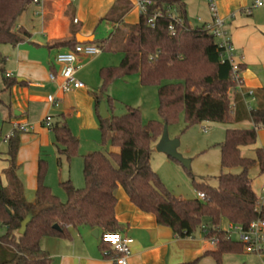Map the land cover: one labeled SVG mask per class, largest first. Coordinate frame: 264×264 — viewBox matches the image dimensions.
Returning a JSON list of instances; mask_svg holds the SVG:
<instances>
[{"label":"trees","instance_id":"1","mask_svg":"<svg viewBox=\"0 0 264 264\" xmlns=\"http://www.w3.org/2000/svg\"><path fill=\"white\" fill-rule=\"evenodd\" d=\"M33 0H0V46H15L29 33L14 30L16 18ZM155 14L152 23L148 22ZM75 40L52 42L49 48H72ZM103 50L109 45L97 44ZM112 50V49H111ZM122 58L117 65L103 66L98 75L100 87L93 91L94 109L98 120L100 143H109L106 153L98 149L82 155L84 185L75 187L70 179L59 184L66 199L61 201L45 183L47 162L37 161L34 199L24 198L23 186L16 175V153L19 131L15 129L6 141L8 167L4 170L7 185L0 180V264H50V257L40 246L44 237L70 240L72 230L82 227L105 232H122L115 215V191L122 187L129 201L139 210L152 214L156 223L168 227L178 237H191L202 224L211 230L223 221L244 228L258 216V199L251 188L249 171L257 166L264 172V148L257 147L253 156H244L241 147L253 145L257 130L264 129V87L253 90L255 105L247 108L246 89L236 91L231 65L221 62L220 49L214 37L203 26L187 24L183 0H151L138 22L130 26L119 47ZM5 58L0 53V72L4 89L23 85L5 74ZM241 73L242 66L238 64ZM136 74L144 86H155L158 96V119L143 122L137 108L125 106L123 115H114L113 99L106 94L108 85L118 79ZM105 101L108 117L98 116L99 102ZM182 114L183 131L202 121L231 124L250 121L249 128H227L219 143L220 172L216 186L193 179L196 193L204 199L173 195L151 169L153 144L160 137L163 125L174 124ZM49 127L58 152L69 159L78 149V138L71 132L63 114ZM60 146V147H59ZM172 159V158H171ZM174 160V159H173ZM233 169H238L233 172ZM32 219L24 234H18L26 216ZM57 224L60 229L53 228ZM99 236L103 257L115 253ZM109 251L108 256L105 251ZM242 250L238 242L219 236L211 256L220 264L225 252ZM105 252V254H104ZM198 259L182 264H195Z\"/></svg>","mask_w":264,"mask_h":264},{"label":"crops","instance_id":"2","mask_svg":"<svg viewBox=\"0 0 264 264\" xmlns=\"http://www.w3.org/2000/svg\"><path fill=\"white\" fill-rule=\"evenodd\" d=\"M37 1V3L32 1L15 20L14 30L23 28L29 33L28 37L15 46H0V53L5 58V74L16 78L18 82H24L23 85L16 84L4 89L3 76L0 72V140L6 143L4 138L12 134L18 125L26 126L25 130H18L16 175L23 186L24 198L28 202L34 199L37 161L41 157V150L50 144L55 146L51 130L43 123L44 118L50 116L53 124L60 121L59 116L63 114L67 124L65 111L75 108V105L86 103L83 113L81 109L75 110L76 116L81 118L83 115L85 119L89 118L92 127L97 123L93 120L94 90H85L83 83L82 88L73 89L67 94L59 88L62 82L60 77L56 82L49 80L50 72L58 74L60 71V65L54 61L55 55L70 48L64 46L49 48L48 45L60 40H75L77 43L109 45L108 51L119 50L130 26L138 22L140 14L136 5L138 0ZM183 2L189 27H200L212 21L206 0ZM216 9L233 46L234 60L242 66L243 88L252 90L263 88L264 4L255 6L254 0H218ZM77 35L91 39L78 42ZM98 55L90 58L80 56L76 64L77 70L85 61L94 60ZM51 97H54V102L50 101ZM83 98L86 100L81 102ZM247 100L251 107L255 105V99L247 97ZM30 116H33V119ZM209 123L212 126L202 128L204 131L212 128V133L220 140L217 141L219 143L222 142L227 128L252 126L247 120L231 124ZM83 126L85 125L82 124L81 127ZM157 141L153 144L154 151ZM257 147L264 148V129L257 130L255 143L241 147V153L248 150L253 155V150ZM7 167V155L2 152L0 180L4 186L8 183L4 173ZM253 168L252 172H249L251 188L258 199L259 207L264 209V172L259 173L257 166ZM115 195L117 198L115 215L122 224L121 233L133 239L128 257L129 264H182L196 259L198 261L195 264H215L211 256L202 255L206 251L214 250L216 245L203 238L200 231L191 237H178L170 228L158 225L152 214L136 208L122 187H117ZM228 223L223 221L220 227L226 228ZM93 229L82 227L72 230L73 237L69 240L68 246H64L65 252L55 264H115L108 250L105 252L109 257H103L99 249L101 232L98 229V237H94L91 234ZM43 250L50 257L49 252ZM220 264H264V255L246 253L242 248L237 252L223 253Z\"/></svg>","mask_w":264,"mask_h":264},{"label":"rangeland","instance_id":"3","mask_svg":"<svg viewBox=\"0 0 264 264\" xmlns=\"http://www.w3.org/2000/svg\"><path fill=\"white\" fill-rule=\"evenodd\" d=\"M121 58L122 53L120 50L102 51L101 49L97 58L85 61L78 68L76 78L84 83L85 90H97L101 85L98 76L99 68L117 65ZM66 93L68 94V92ZM106 94L113 99L112 108L109 107V109L114 115H123L126 112L125 106L127 105L140 111L143 122L158 119L157 88L155 86L141 85L136 74L112 81L106 88ZM85 100L83 98L81 102ZM85 106L87 104L82 103L80 106L75 105V108L65 111L67 125L78 138L77 152L69 159H66L64 155L58 152L56 145L50 144L41 150V157L47 162L45 183L61 201L66 199L65 192L59 184L61 181L70 179L71 183L77 188H81L84 185L82 155L98 149L103 150L105 153L113 149L109 143H106L103 147L101 146L98 120L94 109L93 120L97 122L95 127H92L89 118L85 119L83 115L81 118L76 116L75 110L81 109L83 113ZM52 114L55 115V113ZM32 117L30 116V118ZM82 124L85 126L81 127ZM203 126L212 125L209 122L202 121L191 125L183 131L184 121L182 114L176 123L167 125L169 138L179 139L178 152L184 158L190 160L189 168L184 167L180 162L169 158L164 153L153 150L151 169L158 175L167 190L176 197H196L197 194L192 183L193 179L216 186V177L220 172L219 148L217 145L219 142L217 141L220 140L217 139L215 133H212V128L204 131ZM6 150L7 145L1 139L0 153L6 152ZM242 154L244 156H253L248 150L242 151ZM252 169L254 168L250 169V173ZM232 171L237 172L238 169H233ZM3 232L4 229L0 226V234ZM69 243L67 239L44 237L40 241V246L49 252L51 257L50 264H55L65 252L64 246H68Z\"/></svg>","mask_w":264,"mask_h":264},{"label":"built area","instance_id":"4","mask_svg":"<svg viewBox=\"0 0 264 264\" xmlns=\"http://www.w3.org/2000/svg\"><path fill=\"white\" fill-rule=\"evenodd\" d=\"M217 1L218 0H206L207 7L212 14V21L210 23H205L202 26L204 29L211 34L220 49V59L221 62L227 61L232 68V73L236 82V91L242 92L243 84L241 73L239 72L238 63L235 62L233 57V46L230 42L229 36L223 27V20L217 15ZM37 3V0H33ZM151 4V0H138L137 7L140 13H144L146 6ZM264 2L262 0H254L255 6H262ZM158 15L155 14L148 22L151 24L154 17ZM76 21V20H74ZM101 51V47L90 43H77L72 48L58 52L54 61L60 65L59 73L50 72L49 80L56 82L57 78H61L62 82L59 86L60 90L63 92H69L73 89H78L83 87V83L75 77L77 70V62L80 56L84 57H94L98 55ZM246 96L244 99L247 108H251V104L247 100V97L254 99L253 90L246 89L244 93ZM51 102H54V97L50 98ZM45 126H51V117L46 116L43 120ZM17 130H25L26 126L18 125ZM11 135V134H10ZM9 135V136H10ZM6 136L4 141L6 142L9 138ZM197 197L204 199L205 195L203 192H198ZM258 216L250 222L248 227L244 228L240 224L228 223L226 228H221L220 226L210 229L208 226L202 224L200 226V233L203 238L207 239L210 243L216 245L219 241V236L224 235L226 238L238 242L242 245L243 250L246 253L251 254H261L264 255V209L257 206ZM102 242L109 245L110 249L114 251L115 256L113 260L115 264H129L128 257L130 255V246L133 239L126 236L120 232H105L100 236ZM107 254V253H106Z\"/></svg>","mask_w":264,"mask_h":264},{"label":"water","instance_id":"5","mask_svg":"<svg viewBox=\"0 0 264 264\" xmlns=\"http://www.w3.org/2000/svg\"><path fill=\"white\" fill-rule=\"evenodd\" d=\"M76 39L78 42H85L90 40L91 38H86L82 36H76ZM98 116L101 119H105L108 117V112L106 108L105 101L101 100L99 102L98 106ZM178 147H179V139L178 138H169L168 136V131H167V124L163 125L162 133L155 144V150L159 153H164L166 156L169 158H172L178 162H180L184 167L189 168L190 166V160L187 158H184L179 152H178ZM32 217L31 215H28L25 217V219L21 222L20 228L18 229V234L22 235L24 234L26 230L27 224L31 221ZM53 228L55 229H60L57 224L53 225ZM91 234L94 237H98V229L94 228L91 231Z\"/></svg>","mask_w":264,"mask_h":264}]
</instances>
